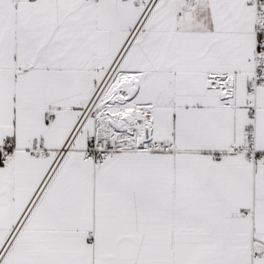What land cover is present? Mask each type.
I'll list each match as a JSON object with an SVG mask.
<instances>
[{
  "label": "snow or ice",
  "instance_id": "1",
  "mask_svg": "<svg viewBox=\"0 0 264 264\" xmlns=\"http://www.w3.org/2000/svg\"><path fill=\"white\" fill-rule=\"evenodd\" d=\"M0 264H264V0H0Z\"/></svg>",
  "mask_w": 264,
  "mask_h": 264
}]
</instances>
